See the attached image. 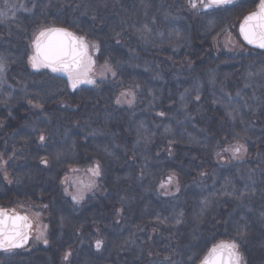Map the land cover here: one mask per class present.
I'll return each instance as SVG.
<instances>
[{
	"label": "trees",
	"instance_id": "trees-1",
	"mask_svg": "<svg viewBox=\"0 0 264 264\" xmlns=\"http://www.w3.org/2000/svg\"><path fill=\"white\" fill-rule=\"evenodd\" d=\"M258 1L205 9L197 0L194 9L189 0H0L3 76L16 90L6 105L16 116L8 122L19 140L29 146L32 138L35 146L31 154L20 151L21 160L34 155L32 166L20 168L22 201L48 218L53 241L31 254L2 252L0 264H198L222 241L238 245L241 264H264V87L251 70L264 52L246 47L237 34ZM49 26L84 37L92 70L107 63L115 75H98L93 88L69 94L56 73L34 70L33 39ZM225 35L236 38L240 53L217 44ZM230 97L240 100L227 103ZM236 144L246 151L234 159L224 149ZM14 151L6 142L3 159ZM66 155L51 183L53 166ZM97 163L98 193L102 186L106 196L80 205L65 198L67 175ZM20 173L10 170L16 180ZM112 186L113 215L107 211ZM207 187L211 195L192 200L195 188ZM211 198L217 214L204 223ZM99 227L112 229L116 239L112 248L102 247L101 258Z\"/></svg>",
	"mask_w": 264,
	"mask_h": 264
},
{
	"label": "snow or ice",
	"instance_id": "snow-or-ice-1",
	"mask_svg": "<svg viewBox=\"0 0 264 264\" xmlns=\"http://www.w3.org/2000/svg\"><path fill=\"white\" fill-rule=\"evenodd\" d=\"M192 8H197V0H189ZM234 3V0H199V4L205 8H219ZM23 7V5H21ZM3 14L0 13V22ZM240 34L250 45L264 49V0H260L258 10L246 16L240 25ZM33 54L28 57L29 64L34 70L47 68L53 73H63L67 76L68 84L75 89L80 84L94 85L95 80L90 75L93 67V61L87 55L89 44L82 36H75L64 28L44 27L35 36L33 43ZM92 48H98L92 44ZM104 68L108 72L112 69L107 65ZM6 70V60L0 56V74ZM115 75V72H112ZM122 95H126L122 93ZM117 103H120L119 99ZM131 103V101H129ZM160 115H163L161 113ZM44 136L40 141H44ZM225 152H231L234 159L239 158L244 149L241 144L232 145L224 149ZM47 164V161H43ZM93 176H100L101 169L97 163L88 170ZM172 176L168 177L167 184H171ZM167 185L161 183V188ZM67 191V189H65ZM74 202L83 199L82 194L73 195ZM179 223V221H177ZM32 223L27 216H20L15 213L9 214L5 210H0V251L10 252L13 249L22 248L29 241V233ZM43 236L41 232L38 239ZM47 244V239L44 240ZM102 241H96V248L99 250ZM238 245L235 242L222 241L209 249L207 255L201 260V264H241V254L238 252ZM70 253H66L64 259L67 260Z\"/></svg>",
	"mask_w": 264,
	"mask_h": 264
},
{
	"label": "flooded vegetation",
	"instance_id": "flooded-vegetation-1",
	"mask_svg": "<svg viewBox=\"0 0 264 264\" xmlns=\"http://www.w3.org/2000/svg\"><path fill=\"white\" fill-rule=\"evenodd\" d=\"M43 70V69H42ZM59 77L63 78L65 85H66V90L69 94H73L75 92H79L82 89L86 88H93L94 85H88V84H82L79 85L77 88L73 89L69 86L68 84V79L67 76L63 73H56ZM90 75L92 78L97 76V74L94 71H91ZM4 89H6V93L4 94ZM15 88L6 80H4L3 74H0V198L3 200L7 201V205H3L0 203V209H9L12 211L19 212L20 214L27 216L28 220L32 223L33 227L36 226V224L40 223L41 219V212L36 211L37 207L36 204H27L25 201L23 202L22 200H26L22 198V189L25 188L22 187L21 181L18 178L16 180L15 178H11L10 176V170L13 171V173H20V168L23 166H32L33 161L32 159L28 156L26 159H20V151L21 150H26L31 154V151L34 149L33 141L31 142L32 138L29 141V146H27L28 142H22L21 140L18 139L19 133L16 129H13L11 127V123L8 122V117L13 118L14 115L11 112V109L8 108V103L11 102V97L13 96L15 92ZM6 106V108H5ZM4 111H6L4 113ZM7 135V136H6ZM25 140V139H24ZM28 141V140H25ZM6 142L10 143V146H13L15 148L14 154L9 156L7 159H3V156L5 154V149H6ZM13 149V148H12ZM97 176H93L89 171L87 172H82L79 170L72 171V173L67 175V183H65V187L63 189V196L69 200H72V197L68 193L70 191V185L75 182H80V181H89L91 182V187L90 191L91 192H86L83 195V199L79 200V202H74L77 205L83 204V202L86 199H89L91 196L95 195H100L102 194L106 196V189H104L101 186V193H98V184L97 181L99 178H96ZM72 184V185H73ZM4 186V190L8 189L7 195L5 196L4 191L2 192V188ZM67 189V191H65ZM108 197L110 200L109 203V208L107 211H111V214L113 215L114 211H116V188L115 186H112L109 188L108 191ZM101 196V198H102ZM6 197V198H5ZM23 202V203H22ZM29 205V208L23 207L20 208L21 206H26ZM46 209V208H45ZM73 211V210H72ZM113 217V216H112ZM44 220L47 221L45 223L48 226V218L45 216ZM52 227L50 226V230ZM31 232V230H30ZM42 232L39 231L38 229L34 230L32 235L30 233V238L29 241L26 245H24L22 248L12 250L16 252H24V253H34V251H42L43 248H48L53 245V241H50L49 235L50 231L49 228L47 229V232L45 233L44 237L37 238L38 235ZM96 240L102 241V246L99 250L96 248V243H95V248L96 252L98 253L99 258L102 257V247H104L106 244L110 248H112L113 245H115V233L112 231V229L105 230L101 229L99 227L98 232H96ZM108 238V240L106 239ZM47 239L48 243L45 244L44 240ZM4 252V251H3ZM2 253V252H0ZM110 253L113 255V251L110 250ZM20 257V256H19ZM26 257H31V256H26Z\"/></svg>",
	"mask_w": 264,
	"mask_h": 264
},
{
	"label": "rangeland",
	"instance_id": "rangeland-1",
	"mask_svg": "<svg viewBox=\"0 0 264 264\" xmlns=\"http://www.w3.org/2000/svg\"><path fill=\"white\" fill-rule=\"evenodd\" d=\"M165 33L169 34L168 31L167 32L165 31ZM182 34H185V32H182ZM184 38L185 39H189L188 38V35H184ZM217 44L220 45V46H222L223 48H225L226 52H229V53H232V54L237 53V52L240 53L241 52V49H242L240 47V45L238 44V41L236 40V38L233 37L232 35L231 36L225 35V36L220 37L219 39H217ZM251 70H253L255 72L257 78L259 77L258 79H259L260 87L261 86L264 87V60H262L260 63H258L256 65L252 66L251 67ZM92 71H95V73L97 74V76L99 75V78H101V79H105L109 75H112V72H108V71L105 70V68H101V67H96ZM191 84L194 87H197L198 82H192ZM124 94H126V96L123 95L124 96V99L126 98L125 101L131 100V96L129 97V94H127V93H124ZM237 100H240V97H234V98L230 97V98L227 99V103L232 102V101H237ZM43 122L44 121H42L40 123L35 122V125H38V126L41 125V124L44 125L45 122L44 123ZM33 157H34V155H32L31 158H33ZM66 162H67V155L64 157V159H63V161L61 163L55 164L53 166V168H52V170L50 172V180H51V183L54 181L56 175L59 173V171L61 170L63 164H65ZM21 177H22V174L20 173L19 179H21ZM173 183H174V180L172 181L171 184H173ZM72 184L70 185V191H68V193L70 194L71 197L73 195H78V194L84 195V193H86V192L87 193L88 192H91L89 190L90 187H91V182L90 181H89V183L87 181L86 182L85 181H80V182H75L73 185ZM209 188L210 187H207V189L195 188L194 195L191 196L192 197V200H194L196 203H198V200H197L198 197L197 196H199L201 194H204L203 192H206V191H209L210 192V193H206V194L211 195L212 194V190L209 189ZM172 189L174 191H176L177 188H173L172 187ZM174 191H172V192H174ZM214 203L215 202H213V199L212 198L209 199L205 203L204 207H206V211H205L206 217L205 218H202L203 221H204V223L205 222L206 223L207 222H210L211 219L216 216L217 211H214L212 209L213 206H214ZM192 218H193L194 222H197V216H193ZM41 219L42 220H40V223L36 224L35 227H33V225H32L31 232H30L31 235H32V233H33L34 230L38 229L39 231L42 230V233H43V236L42 237L45 236V233L47 232V229L49 227H47V225L45 224L46 221L44 220V217H41ZM204 243H205V239L198 240L197 241V246L204 245ZM198 250H199L198 248L193 249V251L191 253V258L192 259H194L196 257V252H197V254L199 252Z\"/></svg>",
	"mask_w": 264,
	"mask_h": 264
},
{
	"label": "water",
	"instance_id": "water-1",
	"mask_svg": "<svg viewBox=\"0 0 264 264\" xmlns=\"http://www.w3.org/2000/svg\"><path fill=\"white\" fill-rule=\"evenodd\" d=\"M259 4H260V0L258 1V4H257V6H256V8L253 10V11H251V12H249L248 14H246V15H244L243 17H242V19L239 21V23H238V25H237V34H238V36H239V38H240V40L242 41V43L246 46V47H248V48H251V49H254V50H257V51H260V52H264V49H261V48H258V47H256V46H254V45H250V44H248L244 39H243V37L241 36V34H240V25H241V23L243 22V20H244V18L246 17V16H248L249 14H251V13H253V12H256L257 10H258V6H259ZM57 28H61V27H57ZM65 29V28H64ZM68 32H71V33H73L72 31H70V30H68V29H66ZM39 34V32L36 34V35H38ZM35 35V36H36ZM73 35H75V36H78L77 34H75V33H73ZM79 37V36H78ZM35 38V37H34ZM34 40V39H33ZM32 53H33V47H32ZM46 70H49V69H47V68H45ZM50 71V70H49ZM80 85H82V84H80ZM0 210H5V211H7L9 214H11V213H15V214H18V215H20V216H24V215H22V214H20L19 212H16V211H12V210H9V209H0ZM29 238H30V233H29ZM219 244V243H218ZM26 245V244H25ZM213 247V246H212ZM211 247V248H212ZM210 248V249H211ZM17 249H19V248H17ZM13 250H16V249H13ZM209 251V250H208ZM0 252H3V251H0ZM208 253V252H207ZM207 253H206V255H207ZM204 258V257H203ZM202 258V259H203ZM201 259V260H202ZM198 264H201V261L198 263Z\"/></svg>",
	"mask_w": 264,
	"mask_h": 264
}]
</instances>
